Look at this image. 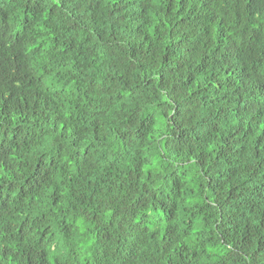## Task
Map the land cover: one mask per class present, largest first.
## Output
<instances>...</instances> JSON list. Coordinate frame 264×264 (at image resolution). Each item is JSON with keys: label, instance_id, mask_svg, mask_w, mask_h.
Masks as SVG:
<instances>
[{"label": "trees", "instance_id": "obj_1", "mask_svg": "<svg viewBox=\"0 0 264 264\" xmlns=\"http://www.w3.org/2000/svg\"><path fill=\"white\" fill-rule=\"evenodd\" d=\"M0 264H264V0H0Z\"/></svg>", "mask_w": 264, "mask_h": 264}]
</instances>
